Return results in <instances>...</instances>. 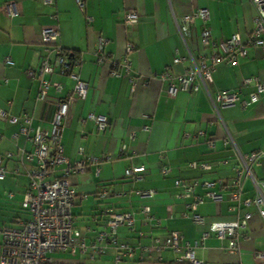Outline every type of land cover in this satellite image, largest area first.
Wrapping results in <instances>:
<instances>
[{
  "label": "crops",
  "instance_id": "0c3cea01",
  "mask_svg": "<svg viewBox=\"0 0 264 264\" xmlns=\"http://www.w3.org/2000/svg\"><path fill=\"white\" fill-rule=\"evenodd\" d=\"M4 3L16 5L19 12L8 18L0 10V108L18 118L29 116L32 127L49 129L55 99L64 96L73 84L68 77L54 75L50 78L63 84L62 92L56 95L49 89L45 102L36 101L39 61L44 55L41 29L52 23L49 15L56 12L59 43L80 60L74 71L88 85L86 98L75 99L68 107L61 131L63 153L71 161L90 156L100 159L97 164H87L84 172L73 178L78 193L71 207L73 226L84 238L87 250L82 253L76 248L74 253L68 250L47 253L46 264L113 263L115 245L107 239H96L105 224L101 211L132 212L142 205L149 206L150 213L161 223L155 226L153 221L144 224L137 219L133 230L119 227L115 238L118 243L130 246L133 257H125L117 264H179L173 261L175 254L169 249L161 250V260L154 262L153 254L148 256L139 249V242L148 243L150 238L162 242L170 231H178L190 244L197 241L199 227L182 215L184 203L189 199L177 197L180 188L174 186V180L220 178L228 182L235 162L231 150L223 144V130L214 121L205 89L201 87L194 93L177 91L170 97L167 93L169 81L158 77L171 64L175 50L178 54L185 53L172 15L179 17L205 6L207 26L213 39H227L236 34L244 42L256 16L250 1L83 0L84 11L79 10L75 0H55L54 6L45 5L42 0H0V6ZM128 9L137 12L138 21L124 25L121 18ZM85 16L92 18L90 23ZM201 26L196 19L194 35L189 41L195 57L207 52L199 47L197 40ZM99 37L108 40L101 63L94 55ZM127 43L135 46L130 54L134 89L125 76L110 74L111 62L123 57ZM6 57L11 64L4 61ZM186 65L187 62L174 65L172 73H180ZM250 76L264 82V48L248 47L247 57L239 59L236 65L224 61L217 63L207 84L212 97L225 90L238 93L239 101L219 108V113L243 153L264 145V94L256 103L244 108L240 105L254 89L252 85L241 84ZM89 112L108 118L103 131H98L90 120L81 121ZM130 132L134 133L133 138ZM30 135V132H20V121L10 124L0 117V166L5 171L0 179V227L16 226L28 218L20 203L29 185L25 170L33 163V159L26 157L32 152ZM208 140L212 141V147L207 145ZM192 161L208 162L212 167L208 171L192 169L188 166ZM138 165L146 168L141 179L131 181L124 176L125 168ZM160 165L171 171L163 176ZM253 173L264 181V166L253 168ZM102 188L111 193L103 201L96 197V192ZM146 190L154 194L151 197L139 194ZM215 190L220 191L219 188ZM195 191L200 194L203 190L197 188ZM220 193L224 197L221 202L207 200L197 205L196 212L207 221L234 218V213L228 210L226 192ZM253 193L246 179L242 198L251 197ZM241 209L252 215L247 226L240 230L246 238L240 239L239 252L228 253L225 240L210 234L201 246L194 248V255L202 264H257L255 253H264V220L252 206ZM139 231L147 237L139 240ZM93 245L103 246L105 251L91 259ZM141 253L147 256L145 263L138 260Z\"/></svg>",
  "mask_w": 264,
  "mask_h": 264
},
{
  "label": "built area",
  "instance_id": "2783aa9c",
  "mask_svg": "<svg viewBox=\"0 0 264 264\" xmlns=\"http://www.w3.org/2000/svg\"><path fill=\"white\" fill-rule=\"evenodd\" d=\"M249 1L255 9L256 16L253 28L244 42L236 34L227 39H213L207 26L208 10L205 6L198 7L195 11L179 17L172 15L176 31L185 47V53L178 54L175 50L171 64L165 67L158 77L169 81L167 93L170 97H173L177 91L194 93L201 87L205 89L213 108L214 121L223 130V144L231 150L235 164L232 167L233 174L228 182L220 178L204 181L198 179L191 181L174 180V186L180 188L177 197L189 199L184 203L182 215L189 217L192 223L199 227L200 236L197 241L190 244L183 239V235L178 231H170L162 242L158 238L150 237L148 243L139 242V249L146 252L148 256L153 254L154 261L161 260L159 255L161 250L169 249L175 254L173 261L176 263L202 264L195 257L194 248L201 246L210 234L225 240V248L228 253H238L240 239L246 238L240 230L247 226L252 215L249 211L241 212V208L252 206L254 212L264 220V181L257 179L253 173V168L264 166V145L246 153L241 152L219 113V108L233 105L239 101L238 93L233 90H225L217 92L212 97L207 91V84L211 81V72L217 63L224 61L230 65H236L239 59L247 57L248 47L264 48V0ZM42 2L49 6L55 5V0H42ZM75 2L79 10L84 11L83 0H75ZM0 10L8 18L17 15L19 12L17 6L12 3H4L0 6ZM49 17L52 23L42 27L40 34V43L44 55L40 57L39 61V91L36 101L45 102L49 89L56 95L62 92L63 84L50 78L54 75L68 77L73 84L64 96L55 99V110L49 121L48 130L40 126L32 127L31 118L27 115L18 118L0 108L2 119L10 124H16L20 121V132L23 134L31 133L32 152L26 157L33 159L32 165L25 170L29 185L20 203L21 208L28 214V218L19 221L16 226L0 227V264H46L47 253L65 250L74 253L76 248L82 253L87 250L84 238L73 226L71 207L78 194L73 178L82 174L87 164H97L100 159L90 156L86 159L71 161L63 153L61 131L70 103L75 99L84 100L88 85L74 71L80 60L71 57L59 43L60 32L56 12H52ZM85 19L87 23L92 20L89 16H85ZM196 19H199L202 25L197 34L199 47L203 51L207 50L197 57L192 54L189 45V41L194 35L193 29ZM136 21H138V14L135 10L124 11L121 18L124 25ZM107 42L105 37L97 39L94 55L98 63L104 60V47ZM134 50L135 46L127 43L123 57L120 60L112 61L110 64V74L115 77L125 76L131 82L132 89H134V83L131 74L130 54ZM4 61L11 64L9 57H6ZM184 62H187V65L182 68L180 73H172L174 65H182ZM28 74L31 75L32 73L28 71ZM241 84L244 86L252 85L254 88L248 94L247 100L240 101L243 108L246 105L256 103L260 95L264 94V82L256 76L244 78ZM84 120L92 121L98 131H103L108 125V118L105 115L91 112L81 118L82 122ZM129 136L133 138L134 133L130 132ZM207 145L212 147V141L208 140ZM217 163L219 164L221 161ZM188 166L202 171H208L212 167L210 163L203 161H192L188 163ZM145 169L144 165L125 168L124 176L131 181H136L142 178ZM170 171L169 167L160 165V173L163 176ZM4 175L5 171L0 166V179ZM246 179L250 181L254 193L251 197L242 198ZM197 188H202V193H196ZM216 188L226 192V199L229 202L228 210L234 213V218L225 221H207L205 217L196 212L197 205L204 201L219 203L224 199L222 193L215 190ZM139 194L151 197L154 191H139ZM110 196V191L105 188L96 192V197L101 201ZM101 213L105 217V224L104 228L98 232L96 239H107L115 245L114 264L121 262L125 257H133V250L130 246L118 243L115 238L119 227L124 226L133 230V225L137 219L144 224H151L153 221L155 226H159L161 223L160 219L155 218L150 213V208L147 205H142L137 211L132 212L103 209ZM137 235L139 240L147 237L143 231H139ZM104 251L103 246L93 245L90 258L94 259L95 256L103 254ZM146 257L141 253L138 260L144 261ZM255 258L257 264H264V253H255Z\"/></svg>",
  "mask_w": 264,
  "mask_h": 264
},
{
  "label": "trees",
  "instance_id": "16d2710c",
  "mask_svg": "<svg viewBox=\"0 0 264 264\" xmlns=\"http://www.w3.org/2000/svg\"><path fill=\"white\" fill-rule=\"evenodd\" d=\"M71 57H73V55L72 54H69ZM146 261H142V262H140V263H145ZM155 262V261H154ZM156 262H159V261H156ZM179 264H186V263H179Z\"/></svg>",
  "mask_w": 264,
  "mask_h": 264
},
{
  "label": "rangeland",
  "instance_id": "374dc122",
  "mask_svg": "<svg viewBox=\"0 0 264 264\" xmlns=\"http://www.w3.org/2000/svg\"><path fill=\"white\" fill-rule=\"evenodd\" d=\"M111 264H113V263H111Z\"/></svg>",
  "mask_w": 264,
  "mask_h": 264
}]
</instances>
